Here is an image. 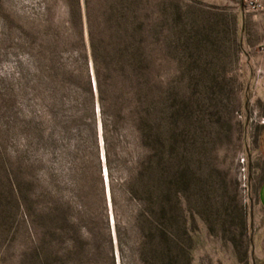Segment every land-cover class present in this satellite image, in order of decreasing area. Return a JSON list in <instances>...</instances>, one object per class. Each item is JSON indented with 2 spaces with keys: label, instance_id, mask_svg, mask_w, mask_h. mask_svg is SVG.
I'll return each instance as SVG.
<instances>
[{
  "label": "rangeland",
  "instance_id": "1",
  "mask_svg": "<svg viewBox=\"0 0 264 264\" xmlns=\"http://www.w3.org/2000/svg\"><path fill=\"white\" fill-rule=\"evenodd\" d=\"M242 1L0 0V264H264Z\"/></svg>",
  "mask_w": 264,
  "mask_h": 264
},
{
  "label": "built area",
  "instance_id": "2",
  "mask_svg": "<svg viewBox=\"0 0 264 264\" xmlns=\"http://www.w3.org/2000/svg\"><path fill=\"white\" fill-rule=\"evenodd\" d=\"M243 9L247 13H262L264 12V0H243Z\"/></svg>",
  "mask_w": 264,
  "mask_h": 264
},
{
  "label": "trees",
  "instance_id": "3",
  "mask_svg": "<svg viewBox=\"0 0 264 264\" xmlns=\"http://www.w3.org/2000/svg\"><path fill=\"white\" fill-rule=\"evenodd\" d=\"M141 58L143 59V57H141ZM134 192L137 193V191H134ZM143 212H144V221L146 223H148L150 226H153L156 219L154 218V214H153L152 210L151 209L150 210L144 209ZM162 237H163L165 242H167L168 244L171 243L170 242L171 241V235H170V233H168L166 226H163V228H162Z\"/></svg>",
  "mask_w": 264,
  "mask_h": 264
},
{
  "label": "water",
  "instance_id": "4",
  "mask_svg": "<svg viewBox=\"0 0 264 264\" xmlns=\"http://www.w3.org/2000/svg\"><path fill=\"white\" fill-rule=\"evenodd\" d=\"M260 200H261L262 204L264 205V184H263L261 192H260Z\"/></svg>",
  "mask_w": 264,
  "mask_h": 264
}]
</instances>
